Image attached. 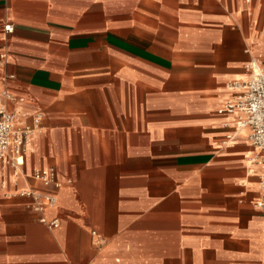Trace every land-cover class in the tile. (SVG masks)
Listing matches in <instances>:
<instances>
[{
    "label": "crops",
    "instance_id": "0c3cea01",
    "mask_svg": "<svg viewBox=\"0 0 264 264\" xmlns=\"http://www.w3.org/2000/svg\"><path fill=\"white\" fill-rule=\"evenodd\" d=\"M251 58L264 0H0V93L41 115L0 167V264H264L255 150L218 113Z\"/></svg>",
    "mask_w": 264,
    "mask_h": 264
},
{
    "label": "built area",
    "instance_id": "2783aa9c",
    "mask_svg": "<svg viewBox=\"0 0 264 264\" xmlns=\"http://www.w3.org/2000/svg\"><path fill=\"white\" fill-rule=\"evenodd\" d=\"M5 31H11V24L3 26ZM247 77L234 80L228 88L234 93L218 110L235 116L233 126L235 131L246 129L250 145L255 154L250 158V165L258 167L255 173L258 178L259 195L254 206L264 210V66L258 60L251 58L245 65ZM23 98L3 91L0 93V167L12 166L15 174L22 172L26 152L30 149L34 133L40 128L41 115L27 114L17 102ZM10 104V105H9ZM234 133L232 134V136ZM227 138H231L230 135ZM250 173H254L251 166ZM29 176L42 185L51 188L48 192L23 190L21 195L30 196L35 210L42 211L55 203V190L62 186L53 166L33 169ZM41 223L48 227L57 226V219L47 220L39 217Z\"/></svg>",
    "mask_w": 264,
    "mask_h": 264
}]
</instances>
